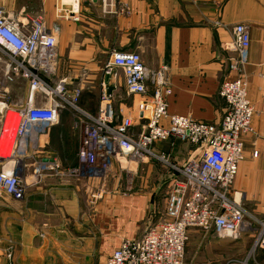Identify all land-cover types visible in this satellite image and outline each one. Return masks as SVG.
<instances>
[{
    "label": "crops",
    "instance_id": "crops-1",
    "mask_svg": "<svg viewBox=\"0 0 264 264\" xmlns=\"http://www.w3.org/2000/svg\"><path fill=\"white\" fill-rule=\"evenodd\" d=\"M59 1L0 0V6L24 28L37 15L58 28L56 79L68 76L69 81H78L85 69L88 76L81 85V102L91 112H97L99 106L100 96L88 97L96 85L100 91L102 75L99 79L95 75L99 58L106 62L113 52L136 51L148 69L168 68L171 92L165 100L170 114L219 123L226 110L220 86L233 75L228 63L236 56L231 27L238 23L248 26L251 43L243 72L255 112L253 132L244 136L245 159L233 189L242 193L246 206L264 211V0H119L130 6V12L123 15L103 14L100 0H81L78 21L57 17ZM6 71L7 63L0 57V79L4 80ZM4 84L10 91L12 86L7 81ZM117 93L116 107L126 111L140 98L126 95L123 78ZM26 95L17 93L11 104H23ZM1 121L0 108V125ZM137 126L135 130L140 129ZM80 140L81 131L79 144ZM185 144L177 142L172 148L163 142L155 150L170 152L181 163L193 148ZM39 153L37 160L52 158ZM35 163L34 158L28 159L23 171L26 193L22 199L0 197V264H106L124 238L138 239L164 219L165 210L154 220L155 208L162 199L163 183L170 185V174L165 176L166 170L159 169L157 160L134 164L124 189L121 177L90 182L49 173L36 178ZM87 182L93 188L102 186V197L90 200ZM9 247L11 257L6 251ZM216 258L214 261L220 259ZM262 260L263 253H259L257 261Z\"/></svg>",
    "mask_w": 264,
    "mask_h": 264
},
{
    "label": "built area",
    "instance_id": "built-area-1",
    "mask_svg": "<svg viewBox=\"0 0 264 264\" xmlns=\"http://www.w3.org/2000/svg\"><path fill=\"white\" fill-rule=\"evenodd\" d=\"M80 2L60 0L57 17L78 21ZM100 6L103 14L130 12V6L119 0H100ZM231 32L236 56L228 63V72L233 75L220 86L226 110L219 123L170 114L165 100L171 92L166 77L168 68L148 69L136 51H116L108 58L102 68L98 110L90 112L78 103L82 87L70 86L67 77L52 82L58 62V28L50 27L41 15L32 17L24 28L0 6V55L7 63L5 78L0 79V197L5 194L20 200L25 196L22 174L28 159L37 162L36 178L53 169L54 161L37 160L36 156L65 103L78 116L79 173L94 179L105 178L115 162L122 164L124 160H157L172 171L164 219L138 239L124 238L106 264H187L185 249L191 229L222 239H239L251 225L246 221L249 213L243 206V195L233 189V183L245 159L244 136L253 132L255 109L243 72L251 43L249 28L238 23L231 27ZM15 77L22 78L29 88L20 105L3 101L8 95L4 83ZM122 78L127 96L140 95L129 111L116 107ZM135 125L141 129L135 130ZM163 142L172 148L177 142H187L193 148L183 162L177 163L170 152L155 150V145ZM257 154L255 151L253 155ZM103 190L94 196L102 197ZM257 250L264 253V227L251 249L254 258ZM6 251L11 257L12 247Z\"/></svg>",
    "mask_w": 264,
    "mask_h": 264
},
{
    "label": "rangeland",
    "instance_id": "rangeland-1",
    "mask_svg": "<svg viewBox=\"0 0 264 264\" xmlns=\"http://www.w3.org/2000/svg\"><path fill=\"white\" fill-rule=\"evenodd\" d=\"M0 57L4 60V58L0 55ZM106 59V58H105ZM105 59L99 58V67L95 71L96 79H99V76L102 75V68L104 66ZM88 73L83 70V73H79L78 81H69L68 76H64L68 78V83L70 86H80L82 82H84L83 78H86ZM2 77V76H1ZM0 77V78H1ZM62 78V77H61ZM56 76H54L53 83L56 82ZM8 85L12 86L10 91H8L7 102L11 104V99H13L16 94L27 93L29 88L27 87L26 82L22 78H7L6 79ZM101 91V87H100ZM99 86L96 85L92 91L89 93L90 98L96 99V97L100 96ZM81 97L78 100V103L81 107L91 112L89 106L83 104L81 102ZM139 100V99H138ZM137 101V100H136ZM136 101H132L133 104ZM78 116L76 111L69 107L67 104H62L60 110L58 112V121L50 130L47 141L42 143V146L39 148L41 154H46L51 156L54 159L55 166H53L52 170H48L47 172H43L39 177H43L49 173L56 174L60 178H78V179H88L90 182H95L97 179H94L85 174H81L77 171L78 169V148H79V138H80V127L77 124ZM144 122H141L142 124ZM138 127V126H137ZM136 127L137 130L138 129ZM10 142V140H9ZM185 145L189 144L187 142ZM179 146L177 144V149ZM37 154H40L39 152ZM187 158V157H186ZM173 160V159H172ZM185 160V159H184ZM177 162V160H173ZM183 162V161H182ZM179 163V162H178ZM137 165L135 162H125L121 164L119 161L115 162L113 165V170L111 174L108 175L110 179L121 177L123 178L124 185L123 189L127 187L126 179L131 177L130 172L133 169V166ZM159 169L166 170V175L169 172V177L171 178L172 171L170 168L166 166V163H162L158 161ZM122 165V166H121ZM35 166V164H34ZM126 166V168H125ZM163 168H162V167ZM120 167V168H119ZM35 168V167H34ZM163 170V171H164ZM34 176L37 175L34 173ZM170 180V179H169ZM87 182L91 187L88 189L89 199L92 201L96 199L95 194L99 193V190L102 186H99V189L93 188L92 183ZM163 195L162 199H158L156 203V212L154 220H157L162 215L165 210L166 203V187L170 188L168 183H163ZM103 189V188H102ZM168 195V194H167ZM243 206L247 208V212L249 214L246 215V221L250 223L251 227L247 230L243 231L239 239L237 240H227L216 237L212 233H204L199 229H192L189 233V239L186 243L185 249V261L187 264H256L259 263V253L262 255V250H257L254 255L251 253L252 246L254 245L256 238L258 236L259 230L264 227V211L256 212L252 208L246 206L245 202L242 199ZM219 257L218 261H214ZM264 259V253H263ZM262 262H264L262 260Z\"/></svg>",
    "mask_w": 264,
    "mask_h": 264
},
{
    "label": "bare ground",
    "instance_id": "bare-ground-1",
    "mask_svg": "<svg viewBox=\"0 0 264 264\" xmlns=\"http://www.w3.org/2000/svg\"><path fill=\"white\" fill-rule=\"evenodd\" d=\"M65 2H69L70 0H64ZM9 114L10 115H13V113L12 112H9ZM14 134H15V132H14V130L12 131V133H11V138H10V143L12 142V139H13V137H14ZM120 168V167H119Z\"/></svg>",
    "mask_w": 264,
    "mask_h": 264
},
{
    "label": "water",
    "instance_id": "water-1",
    "mask_svg": "<svg viewBox=\"0 0 264 264\" xmlns=\"http://www.w3.org/2000/svg\"><path fill=\"white\" fill-rule=\"evenodd\" d=\"M54 159L52 158H44V161H53Z\"/></svg>",
    "mask_w": 264,
    "mask_h": 264
}]
</instances>
